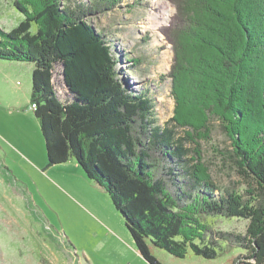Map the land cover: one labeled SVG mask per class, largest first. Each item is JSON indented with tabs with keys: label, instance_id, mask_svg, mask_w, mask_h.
<instances>
[{
	"label": "trees",
	"instance_id": "trees-1",
	"mask_svg": "<svg viewBox=\"0 0 264 264\" xmlns=\"http://www.w3.org/2000/svg\"><path fill=\"white\" fill-rule=\"evenodd\" d=\"M122 1L15 0L24 19L0 28V60L34 64L30 102L48 165L73 159L108 194L149 264H160L151 246L213 260L220 241L242 249L243 264H264V0H171L176 13L158 29L172 49L165 77L174 110L163 127L148 93L118 81L119 58L87 19ZM212 121L231 142L238 174L257 186L250 199L205 172L198 139L210 138ZM206 217L243 219L245 232L212 235Z\"/></svg>",
	"mask_w": 264,
	"mask_h": 264
},
{
	"label": "rangeland",
	"instance_id": "rangeland-1",
	"mask_svg": "<svg viewBox=\"0 0 264 264\" xmlns=\"http://www.w3.org/2000/svg\"><path fill=\"white\" fill-rule=\"evenodd\" d=\"M14 1L0 0V28L4 31L24 19L14 8ZM161 13L168 14L159 18L155 29L145 28L151 14ZM175 13L171 0H123L114 9L87 18L104 32L119 58L118 81L131 93H148L155 101L154 115L161 127L173 116L174 100L170 79L165 77L172 49L158 29L167 25ZM35 31L33 25L31 32ZM163 55L168 57V69L159 68ZM135 59L139 63L133 62ZM33 70L34 64L29 62L0 60V264H149L137 251L108 194L91 182L73 159L48 165L30 102ZM52 81L59 97L65 99L67 89L59 67ZM211 125L210 138L198 139L205 172L221 190L250 199L248 193L257 186L238 174L231 142L220 130L219 122L212 121ZM135 130L139 133V124ZM185 131L190 129H177L179 135ZM204 221L212 235L243 234L247 225V221L237 218L206 217ZM151 253L160 264L244 261L239 258L244 254L242 249L223 241L213 260L190 251L179 259L152 246Z\"/></svg>",
	"mask_w": 264,
	"mask_h": 264
},
{
	"label": "bare ground",
	"instance_id": "bare-ground-1",
	"mask_svg": "<svg viewBox=\"0 0 264 264\" xmlns=\"http://www.w3.org/2000/svg\"><path fill=\"white\" fill-rule=\"evenodd\" d=\"M165 10V9H163ZM167 11H170V9H168ZM168 13H161V14H151L148 18H147V21L149 22L146 23L147 26H145V28H149V29H155L156 28V25H157V21L159 20V18L163 17L165 18ZM158 36H160V34H158ZM160 41V40H159ZM155 44H157V42H155ZM165 68V69H168L169 67V61H168V57L163 55L161 57V60H160V65H159V68ZM34 108H35V105H34Z\"/></svg>",
	"mask_w": 264,
	"mask_h": 264
},
{
	"label": "water",
	"instance_id": "water-1",
	"mask_svg": "<svg viewBox=\"0 0 264 264\" xmlns=\"http://www.w3.org/2000/svg\"><path fill=\"white\" fill-rule=\"evenodd\" d=\"M31 107H32V105H31ZM35 108H36V107H35ZM35 108H34V109H35ZM34 109H33V110H34Z\"/></svg>",
	"mask_w": 264,
	"mask_h": 264
},
{
	"label": "built area",
	"instance_id": "built-area-1",
	"mask_svg": "<svg viewBox=\"0 0 264 264\" xmlns=\"http://www.w3.org/2000/svg\"><path fill=\"white\" fill-rule=\"evenodd\" d=\"M33 108V107H32ZM34 109V108H33Z\"/></svg>",
	"mask_w": 264,
	"mask_h": 264
}]
</instances>
